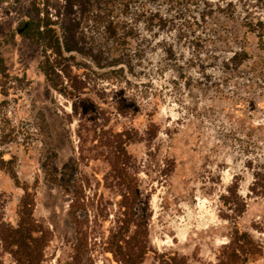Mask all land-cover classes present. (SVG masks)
I'll use <instances>...</instances> for the list:
<instances>
[{
  "label": "rangeland",
  "instance_id": "rangeland-1",
  "mask_svg": "<svg viewBox=\"0 0 264 264\" xmlns=\"http://www.w3.org/2000/svg\"><path fill=\"white\" fill-rule=\"evenodd\" d=\"M33 1L0 0V54L23 79L8 98L0 95V139L8 128L5 114L17 130L2 150L7 160L15 157L18 176L15 181L0 171V217L16 226L28 189L35 196L34 217L50 234L45 264H78L75 186L84 194L79 216L89 222L83 229L89 225L90 233L81 264H121L109 244L123 217L121 195L131 187L153 251L143 264H154L161 254L179 255L188 264H216L232 228L220 217L219 197L238 183L247 200L239 228L264 249V197L249 191L251 167L264 164V75L246 66L232 70L227 46L208 29L199 32L205 44L193 45L195 36L184 26L188 14L199 17L202 7L173 13L172 33L149 32L140 24L119 65L110 66L111 55L104 53L99 66L96 50L74 54V71L87 89L70 99L46 81L40 48L19 31L34 16ZM49 2L51 14L64 4ZM163 3L140 0L130 15L146 7L170 17ZM249 38L252 53L264 57ZM93 40L92 46L102 41L99 34ZM123 132L133 142L119 159L116 147L127 140L113 136ZM56 177L67 188L52 183ZM6 261L12 262L8 255ZM251 264H264V256Z\"/></svg>",
  "mask_w": 264,
  "mask_h": 264
},
{
  "label": "trees",
  "instance_id": "trees-1",
  "mask_svg": "<svg viewBox=\"0 0 264 264\" xmlns=\"http://www.w3.org/2000/svg\"><path fill=\"white\" fill-rule=\"evenodd\" d=\"M49 1L34 0V16L23 21L19 31L24 38L40 48L42 60L39 68L46 81L53 89L70 99L79 97L87 89L74 71L71 62L76 58L74 54L88 56V53L90 55L96 50V56L93 58L95 62H99V66L105 60L104 53L111 55L110 66L119 65L120 53L130 48L140 24L145 25L149 32L157 29L169 30L172 33L175 29H171V26L174 27L177 22V15L173 17V13L178 14L183 10L194 13L198 7H202L203 12L198 14L199 17L188 14L187 24L184 26L190 35L195 36L193 45L198 47L205 44L199 32L208 29L213 32L218 42L227 46V53L231 55L227 62L232 70L246 66L254 75H264V57L252 53L253 45L249 38L252 36L255 39L254 48L264 53V0H219L218 3L211 0H162L170 17L146 7L133 17L130 15L131 10L140 0H64L63 7L55 14L49 12ZM150 3L160 5L161 0H150ZM210 20L214 23L213 27H210ZM96 34L101 36L102 41L100 45L92 46L89 41L94 44L93 37ZM169 52L172 54L173 50ZM22 82V78L11 73L6 59L0 54V95L8 98L10 91ZM6 103L7 99L2 102L3 106ZM236 105L240 106L242 103L238 102ZM4 117L8 128L3 130L0 139V171L9 173L18 181L15 157L7 160L6 153L2 150V145L17 136V130L10 123L8 114ZM26 133L32 137L31 133ZM113 137H126L127 141L116 147L115 155L119 159L122 155L127 157V154L123 153L126 146L133 142L130 134L123 132ZM251 169L254 173L249 187L250 194L264 197V164ZM52 183L67 188L65 179L56 177ZM225 191L226 193L219 197L220 217L231 222L232 228L229 242L218 252L216 264L254 263L263 258L264 249L249 232L239 228V219L247 210V200L241 197L238 183H233ZM72 193L71 209L74 211L77 237L75 251L78 264H81L80 259L88 248L90 234L87 229L89 225L86 229H83V226L89 222L81 220L79 216V211L85 206L84 194L75 186ZM121 196L120 210L123 217L109 244L110 253L118 257L121 264H143L147 255L153 252L149 245L147 220L136 214L139 200L136 189L127 187ZM34 209L35 196L25 189L18 224L13 226L0 217V264H45L44 252L51 239L49 230L34 217ZM6 255L11 258V263L6 261ZM154 264L188 262L176 254H161Z\"/></svg>",
  "mask_w": 264,
  "mask_h": 264
}]
</instances>
